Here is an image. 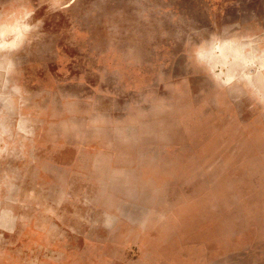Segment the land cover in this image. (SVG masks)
<instances>
[{
	"label": "rangeland",
	"instance_id": "374dc122",
	"mask_svg": "<svg viewBox=\"0 0 264 264\" xmlns=\"http://www.w3.org/2000/svg\"><path fill=\"white\" fill-rule=\"evenodd\" d=\"M24 9L0 264H264V0H0Z\"/></svg>",
	"mask_w": 264,
	"mask_h": 264
},
{
	"label": "clouds",
	"instance_id": "9594fccd",
	"mask_svg": "<svg viewBox=\"0 0 264 264\" xmlns=\"http://www.w3.org/2000/svg\"><path fill=\"white\" fill-rule=\"evenodd\" d=\"M33 13L27 9L21 10L11 16H0V75L10 76L14 72V63L11 59H4L3 54H11L22 49L29 41L30 34L35 30V25L29 23ZM213 49L207 42L194 44L192 47L193 62L201 70L206 71L212 79L224 87L232 84L231 78L221 79L211 66Z\"/></svg>",
	"mask_w": 264,
	"mask_h": 264
}]
</instances>
